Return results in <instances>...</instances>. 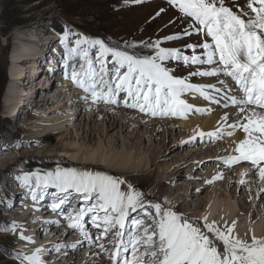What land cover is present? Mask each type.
Masks as SVG:
<instances>
[{"label": "snow or ice", "instance_id": "snow-or-ice-1", "mask_svg": "<svg viewBox=\"0 0 264 264\" xmlns=\"http://www.w3.org/2000/svg\"><path fill=\"white\" fill-rule=\"evenodd\" d=\"M168 3L188 22V27L183 33L164 39L175 40L193 34L205 37L203 43L184 46L193 50L191 56L184 55L177 48H162L160 41L146 45L153 48L155 54L144 57L110 47L99 39H77L76 47L69 48L66 43L68 33L65 32L61 43L72 61L65 67L72 68L70 78L73 84L90 93L94 103L102 101L117 105L119 94L126 93V107L152 116L185 118L194 109L192 104L181 98L186 92L197 93L217 105L223 100L224 108L234 106L236 109L232 113L235 117L233 123H227L231 117L225 112L215 131L205 133L195 130L188 141L181 143H190L197 136L218 138L222 127L229 129V136L240 129L244 135L235 145L236 155L222 159L228 165L249 162L252 168L258 169V176L264 181V0H246L243 7L237 5V10L227 6V0H168ZM81 45L89 47L82 48ZM94 46L99 48L95 62L89 57V48ZM196 49H202V52L197 54ZM109 54L114 64L111 70L104 59ZM77 57L82 62L78 70L74 67ZM167 60L196 65L197 70L190 72L189 77H212L216 83L191 84L189 77H176L171 69L164 66L163 62ZM125 68L126 71L122 72ZM110 71L115 75L110 77ZM194 110L211 111L203 108ZM245 174L242 172L241 176ZM33 178L37 189L46 191L52 186L58 194H63H54L59 202L52 204L53 211L68 203V197L73 193L84 200L96 201L90 207L74 209L65 219L69 228L79 230L89 242H92V236L84 228L85 215H91L92 225L101 230L98 240L112 235L111 250L103 243L98 245L111 264H264V237L252 235L250 241L238 238L233 235L235 221L222 231L215 222L208 223L205 216L200 218L204 220L201 227L197 226L198 221L190 222L181 214L168 208L162 209L159 203H154L151 206L156 214L151 225L141 228L143 221L133 220L132 226L126 227L130 213L143 209L144 204L143 194L131 184L127 192L121 190V185L125 183L123 179L100 172L59 167L43 175L33 172L18 177L25 186H30ZM220 178L219 174L213 177ZM240 183L245 181L241 179ZM30 191L36 199V191L31 187ZM47 223L57 224L59 221ZM21 239L30 241L32 238L21 234ZM216 241L222 242V252ZM72 247L75 248L76 244ZM41 251L37 248L31 255L23 256L21 264H44Z\"/></svg>", "mask_w": 264, "mask_h": 264}, {"label": "rangeland", "instance_id": "rangeland-1", "mask_svg": "<svg viewBox=\"0 0 264 264\" xmlns=\"http://www.w3.org/2000/svg\"><path fill=\"white\" fill-rule=\"evenodd\" d=\"M242 1H245V5L246 0H236L235 3H232L231 0H227V6L232 7L233 10H237V5L241 7ZM157 13H159V15H157ZM187 27L188 22L180 16L175 8L168 5L167 0H0V264H21L23 256H27L24 254L25 249H21L20 247L21 236L15 234L18 229L9 220L11 219L9 218L10 215H16L17 208L22 205L20 201L21 195H17V198L14 199L16 196L14 195L16 193L14 188L22 183L20 179L17 180V176H23L26 172H37L41 174L54 171L57 167L65 168L67 165H70L68 162L71 161V159H76L74 162L77 161L78 165L83 166V164H79V162H82V159H79V155L83 153V149H88V151L92 153H97L96 155L94 154L95 157L99 156L100 153L107 154L105 148L107 140L97 138L96 135H94L90 141H85L83 139L85 130L89 125H94L96 129H99V124L102 121L101 117H99L100 119L97 118V120L94 119L92 122L89 121L88 116L92 111L91 105L95 108L98 107L101 111L108 110L109 108L111 109V106L113 109H127L122 102V99L125 97L124 94L126 93L119 94L118 99L120 102L117 105L106 104L102 101L94 103L90 93L84 92L82 88L73 84L70 78L72 68L65 67L66 63L71 65L72 61L69 60L65 54V46L61 43V37L64 36L65 32L68 33L66 43L69 48L76 47L75 42L77 39H99L110 47H118L121 51H127L129 54L144 57L153 56L155 54V50L151 47H146V45H151L156 41H160V47L162 48H177L180 49L184 55H192L193 50L185 48L184 46L190 43H201L202 34L181 36L180 39L175 40L164 39L167 36L183 33L184 29ZM209 39L210 38H208V40ZM38 41L39 43L36 45ZM47 41L50 42L48 43ZM44 42H47L52 50V54L49 55L47 52H44L47 56L43 61H39L36 59L37 55L33 57V54H37V46L43 51L42 48L46 46ZM81 47L84 48L89 46L81 45ZM98 51V46L89 48V57L94 62ZM199 52H202V49H196V53L199 54ZM19 53L29 55L28 57H30V60L25 61L23 66L16 67L14 66L15 56ZM50 56L55 57L54 61L56 62V68L51 70L48 75L50 79H46V81H44L45 84L42 85L44 79L42 75L47 74L46 71H43V68L50 65V58H48ZM104 59L107 62V67L111 70L114 67L111 55L109 54ZM81 63L82 62L77 57L74 67L78 70ZM163 63L165 67L172 70V74L176 77H189V73L194 72L191 67L194 65H186L182 61L167 60ZM95 66L97 68L99 67L98 64H95ZM189 67H191V69H189ZM21 71H23L22 73L24 75L29 76L28 79L31 78L32 80H36L39 85H37L36 82L30 84L28 81L29 85L27 87L23 88L22 86L20 91L15 89V92H13L10 80L14 77L13 75L16 72ZM123 71H126V68L122 69V72ZM66 72L68 75H66ZM114 75L115 73L110 71V77ZM194 80H196V78L192 76L189 77L188 82ZM63 87H68L70 91H74L76 96L78 95L77 99L80 97L81 100H84V97H86V99L89 100V105L87 103L85 104L84 101L83 103L86 107L78 111L77 105H75L77 99L72 97L74 92L71 95L67 93L64 96L51 97ZM31 90H33V92H30ZM41 92L46 93V99L48 98L44 104L41 105L39 103L35 106L26 102L21 108L22 110L18 111L22 105L19 101L21 97L31 94L37 95L36 98H40ZM13 95L16 97V100L14 99L11 102L10 99L13 98ZM193 95L197 94L186 92L182 94L181 98L188 103V101H190L189 97ZM66 99H68V101H66ZM198 100L199 99L194 101V103L190 102L189 104H192L194 109L196 107L198 108V106L195 105ZM8 104L14 105L8 108ZM194 109L186 114L184 120H187L188 114L196 112ZM132 110L128 108L126 110V112H128L127 114L134 115L140 113L147 119L149 115L152 116L151 114ZM200 113L204 114V112ZM146 118L143 119L146 120ZM38 119L42 122H33ZM173 119L183 118L175 117ZM110 121L111 120H109V122ZM63 127L68 128L66 134L58 133L54 135L57 129L60 128L61 130ZM118 130L119 126L113 131L115 132ZM195 130L182 129L181 126L172 127L170 124L168 126L169 132H167L166 135H163L161 131V134L158 132L155 135L152 133L151 129L149 131L145 130V124H142L140 128L135 125L132 129L134 132L139 131L140 133H145V143L151 140L153 142L151 147L155 144L154 150L158 151V154H163V156L166 157L158 161V163L162 164L163 169L166 167L178 169V165L183 163L179 170H182V177L185 179H181L179 183L183 185L187 184L188 189L193 192L200 187L202 188L206 184V181H209L213 177V173H210V171L216 170V167L220 164L221 167H219L223 170L222 174L226 175H222L221 179L215 180V183L211 179V183L208 184L209 186L204 193L200 197L194 198L199 200L203 197H205V199L208 197L209 200L207 201L204 199L203 204L201 203L196 212L199 211V213H202L205 211L206 214L210 212L209 214L212 218L218 215L217 217L220 219H227V217H225L228 216L226 207H236L237 209L236 200L231 201L233 196H230L228 199L224 193L219 195V192H215V186L224 178L228 176L231 177L232 174L230 173H233L224 168L221 161L222 158L228 157V155L231 154L230 152L228 153L227 150L231 151L235 147L234 142L230 139L231 136L227 134L219 138H209L205 135L204 138H199L200 141L195 139L190 143H181V141H188L189 138L195 134ZM199 131H202V129ZM204 132L206 133L207 131ZM124 133L125 132H123V134ZM44 135H48L49 138H43ZM154 135L155 137L153 138ZM115 136L118 139L119 134H115ZM58 140H61V143L66 148H59V144H56ZM118 144H120V142H118ZM210 144H212V146L208 147L213 148L212 150L206 148V146ZM193 149L196 150L193 151ZM141 152H143V150H141ZM143 153L146 154V151ZM140 157L143 159V156ZM93 162H95V160H93ZM233 168L234 167H231V169ZM115 175L123 179L127 186L131 184L127 175ZM21 186L22 185L18 187ZM223 189L225 188H222L220 193L225 192ZM243 190L244 189H241L240 192L245 193L246 191ZM138 191L143 194L142 203H149L151 201L164 204L179 214L184 215L186 218L190 217L189 219H191L189 214L192 213V216L195 214L192 218L196 219L194 222L198 221L200 225L204 224V221L200 219L202 216L199 218V215L197 216L195 211L191 209L184 210L174 202H172V204L169 203L167 199L165 203L164 200L156 201L152 195L149 196L146 193L143 186H141L140 189L138 187ZM53 194H55V192H53ZM215 196L216 198H214ZM235 197H237V195H235ZM243 197L248 205H253V202L256 201L252 200V192H248V195ZM69 201L71 202L73 200ZM86 202L85 204H88L89 207L90 204L96 203L95 200H92L93 203H90L91 201ZM69 203H66L64 207H68ZM211 203L220 205L218 207L216 206V208L211 211L209 208ZM222 208L226 211L223 212ZM150 210L151 208L145 206L144 212L139 214L140 216L142 215V218L147 220V216L152 217ZM220 210L222 211V213L220 212L221 214H219ZM253 212L256 215L257 209H254V211L250 210V213L249 211L247 213L242 212L239 217L241 219H246L247 214H252ZM22 215L24 214L22 213ZM254 218H256V216H254ZM39 221H41V219H39ZM207 222L210 223L209 220H207ZM225 222H227V220ZM41 223L44 225L43 222ZM58 224L59 223L56 224L57 227L59 226ZM236 225L237 224H235V226ZM97 230L98 229H95L93 235L98 234ZM47 231H49V229H46V232ZM247 231L246 229L244 233H237L234 227L233 233L238 236L240 235L239 237L242 240L250 241L253 234L250 235ZM73 234L74 232L69 230L66 234L60 235L59 233L53 236L52 239L58 240L64 244L71 239ZM51 235H53V233H49L48 235L44 234L40 241L43 240V238H50ZM255 236L257 237L258 235ZM262 236L263 234H260L258 238ZM36 238L39 239V236L37 235ZM219 243L222 252L223 245L222 242ZM25 264H27V262H25Z\"/></svg>", "mask_w": 264, "mask_h": 264}, {"label": "bare ground", "instance_id": "bare-ground-1", "mask_svg": "<svg viewBox=\"0 0 264 264\" xmlns=\"http://www.w3.org/2000/svg\"><path fill=\"white\" fill-rule=\"evenodd\" d=\"M244 3H245V1L241 2V4H242L241 7L244 6ZM39 41L36 42V45L39 43ZM47 42H44L46 44V46H44L42 48L43 51H41L39 49L40 47L37 46L38 47L37 51H36L37 54H33V57H34V55H37L36 59L39 61H43L44 58L47 56V55H45L44 52H47V54H49V55L52 54V52H51L52 50L50 49ZM200 53L201 52H199V54ZM28 56L29 55L22 54V53L17 54V56H15L14 66H16V67L23 66L25 61L30 60L29 59L30 57H28ZM48 58H50L49 59V63H50L49 66L50 67L46 66L43 68V71H46L47 74L42 75V78H44L42 85L45 84L44 81H46V79L47 80L50 79V77H48V75L51 72V70L53 68H56L55 67L56 62L54 61L55 57L50 56ZM191 67L194 70V72L197 70L196 65L191 66ZM191 67H189V69H191ZM22 72L23 71L16 72L13 75L14 77H12L10 80V82L12 84L13 92H15V89L20 91V88L22 86H23V88L27 87L29 85L28 81L30 82V84L36 82V80H32L31 78L28 79L29 76L24 75ZM194 77L196 78V80L193 82V84H214V83H216L215 78H212V77H200V76H194ZM54 78H56V77H54ZM221 79H224V77L221 76ZM36 83H35V85H36ZM37 85H39V83H37ZM30 92H33V90H31ZM50 92H48V93H50ZM73 92L70 91V89L68 87H63L58 92H56V94L52 95L51 97H53V96L60 97L62 95L64 96L67 93H70V95H71ZM48 95H50V94H48ZM26 96L21 97V99H19V101H20V103H22V105L20 106L18 111L22 110L21 108L23 107V105L26 102L36 106L39 103L41 105L44 104L45 101L48 99V98L46 99V93H44V92H41L40 98H36L37 95H31V94L28 95L27 97ZM77 96H76L75 92L72 94L73 98L77 99ZM217 98L220 99L221 97L218 95ZM14 99L16 100V97H14V95H13V98L10 99L11 102ZM197 99H199V100L196 102V104H195L196 106H198L199 108H203V109H211V111H204V114H201L200 112L196 111V112H193L191 114H188L187 118H186L187 120H184V118H183V119H173L171 121H168L170 119L167 120V118H164V117H162V118L158 117V118H152V119L148 118L147 119L145 116H143L140 113L134 114V115L131 113L132 115H129V114H127L128 112H126V110L129 107H126L125 104H123V105L127 108L126 110H124V108L123 109H118V108L113 109L111 106V109L109 108L108 110L106 109L104 111H101L100 109H98V107L95 108L91 105L92 111L88 116L89 121L92 122L94 119L97 120V118H99V117H101L102 121L99 124V129H96L94 125H92V126L89 125L87 127V129L85 130V136H83V139L85 141H90V140H92V137H94V135H96L97 138L107 140V142L105 143V148H106L107 154L100 153L99 156L95 157L94 154L96 155L97 153H94V152L92 153V152L88 151V149L87 150L83 149V153L81 155H79L80 156L79 159H82V162H79V164H83V166L78 165L77 161L74 162V160H76V159H74V160L71 159V161L68 162V164H70V165H67V167H65V166L64 167L65 168H75L77 171H81V172L88 171V172H93V173H96V172L105 173V174L111 175L113 177H116L115 174H117V175L125 174V175H127V178L129 179L132 186L137 191H138V187L140 189V187L143 186L146 190V193L149 196L152 195L153 198L156 199V201L164 200V203H165V201L167 199V201H169V203L172 204V202H174V203H176V205L183 208L184 210H188V209L190 210L191 209V210L196 212L197 209H199L198 207L201 205V203L203 204L205 197H203L199 200H197L195 198L200 197L204 193V191L209 186L208 185L209 183H206L202 188L200 187L199 189L195 190V192L189 190L187 184L183 185V184L179 183V181H181V179H185L182 177V170H179V168L183 165V163L178 165V169H174L173 167L172 168L166 167L163 169L162 164L158 163V161H160L166 157H164L163 154H158V151L154 150L155 144L153 145V147H151V145L153 144V142L151 140L148 143H145V137H144L145 133H143V132L140 133L139 131L134 132V131H132V129L135 125L138 128H140V126L142 124H145V130L146 131H149L151 129L152 133H154L155 135L158 132L160 133V131L163 133V135H166L167 132H169L168 126L171 124L172 127L181 126L182 129H189L191 131L195 130V129H199V130L202 129L203 132L207 131L206 133H208V132H213L217 129V126H218L217 122L220 120V117L225 114V112L229 113V115L231 117L227 121L228 124L233 123V121L235 120V117L232 116V113H234L236 111L234 106L224 108L223 107V103H224L223 100L221 101L220 105H217L214 102H213V104H207L206 100H204L202 98H198L197 96H195L193 98L190 97L189 98L190 101H188V100L187 101H188V103H190V102L194 103V101H196ZM66 101H68V99H66ZM84 101H85V104L86 103L88 104V102H89V100H87L86 98L84 100H81L80 97L77 99V103H75V105H77L78 111H80L81 108L86 107L83 103ZM12 105H14V104H10V105L8 104L7 107L9 108ZM18 105H19V103H18ZM130 110H132V108H130ZM198 116H201V117H198ZM67 118H70V117H67ZM143 118H146V120ZM109 120H111V121L109 122ZM33 122L34 123H41L42 121L40 119H38V120H35ZM117 126H119V130L114 132L113 130ZM67 130H68V128H66V127H63L61 130L59 128V129H57V132H55L56 134H54V135H57L58 133H65L66 134ZM228 131H229V129H227L226 127H222L220 129V134L218 135V138L220 136L227 135ZM123 132H125V133L123 134ZM115 134H119L118 139L116 138ZM155 135L153 136V138L155 137ZM243 135L244 134H243L242 130L237 129L234 131L233 135H231L230 139L234 142V145H236V143H238L239 140L243 138ZM43 138H49V137H48V135H44ZM199 138L200 137L197 136L196 140L200 141ZM118 142H120V144H118ZM56 144H59V148L60 147L62 149L66 148L61 143V140L56 141ZM208 146H212V144L207 145L206 148L208 150L213 149V148L208 147ZM234 149H235V147L231 151L227 150L228 153L229 152L231 153L228 156L236 155ZM141 150H143V152L146 151V154L141 152ZM195 150L196 149H193V151H195ZM198 150H199V148H198ZM140 156H143V159ZM93 160H95V162H93ZM221 162L223 163L224 168L232 171L233 173H230V174H232L231 177L228 176L229 175L228 174L227 175L228 177H226L224 179L222 178L223 180L216 184V186H215L216 191L215 192H219V195H222V193H224L225 196H227L226 198H228V199L230 196L231 197L233 196V199L231 201L236 200L238 208L236 209V207L230 208L229 206H227V207L225 206L227 208V211L223 210V208H222L223 212L224 211L228 212V216H225V217H227V219L226 218L220 219L219 217H217L218 215H215L212 218L211 215L209 214L210 212L208 214H206L205 211L202 213L201 212L199 213V211L196 212L197 216L199 215V218L201 216L202 217L206 216L207 220H209L210 223L215 222V225L217 227H219L220 229H224L222 231H226L227 226L232 225V222L235 221V224H237L235 226L237 233H244L247 229L248 230L247 233H249L250 235L251 234L258 235L257 237H259L260 234H263L262 237H264V191H262V190H264V181H261V179L259 178L258 169L252 168V166L249 162H243L242 161L239 163H234L233 165H235V166L233 169H231L232 164L231 165L225 164L223 159ZM219 166H220V164H219ZM219 166L216 167V170L210 171V173H213V175H212L213 177L218 175V174L220 176L226 175V174L225 175L222 174L223 170L220 169L221 166L220 167ZM162 169H163V171H162ZM249 169H251V170L248 171ZM53 170H54V168H53ZM242 172H246V174L244 176H241ZM43 174L44 173H41V175H43ZM18 177H21V176H17V180H19ZM213 177L211 179L215 183V180H217V179H213ZM116 178H118V177H116ZM211 179L209 181H211ZM241 179H243L245 181V183L241 184L240 183ZM34 181H35V178L32 179L30 186H25L22 182V183H20V185H22L21 187H18V186H20V185H18L17 187L14 188V190L16 191V193L14 194V195H16L14 197V199L17 198V195H21L22 196L21 197L22 203L23 204L25 203L28 206H30V207L26 208L23 205H20V207L17 208L16 215H10V217H9V218H11V219H9L10 222L12 224H14L16 226V228L18 229V231L15 234L20 235V236H21V234H23V236H25V237H31L32 238L29 241L26 239H21V237H20L21 249H25V252L27 249L29 251V253L31 251L34 252V250L37 248L42 249V251L40 253V257L44 261V264H75V263H77V264H111V260L109 259V257L107 255H105L104 252L100 251L98 245L100 243H103V244H105L107 249L111 250L112 249L111 245H113L112 235H109L106 238V240L98 242V243H94V238H96L97 236L91 235L92 236V242H89L83 238L80 239L79 235H76L77 232H75L73 234V236L71 237V239L64 244L59 242L58 240L52 239L53 236H56L59 233H60V235L66 234V232H68L70 229H69L67 224L62 223V222L58 224L59 225L58 227L56 224L47 223L49 221V219H51V218H53V216H55L51 213H56V211L49 209V207L46 206L47 202H45V200H51L54 197L53 192H54V190L56 191V189L52 186H49L46 191H41L40 189L36 188ZM30 187L36 191V199H33L32 194L30 195V193L32 192V191H30ZM212 187H213V185H212ZM231 187H233V188H231ZM220 188L221 189L225 188V189H223V190H225V192L220 193V190H221ZM241 189H244L243 191H246V192L245 193L240 192ZM121 190L127 192L128 186L125 183L122 184ZM248 192H252V194H253L252 200L253 201L256 200L255 202H253V205H248V203L245 202V198L243 197V196L248 195ZM57 195H63V194L57 193ZM235 195H237V197L239 199L237 197H235ZM171 197H173V198H171ZM214 198H216V196ZM53 200H54V203L59 202L58 199L54 198ZM69 200H73V201L70 202ZM205 200L209 201L208 197ZM34 201H35V203H37V201H38V204L37 205L34 204L33 203ZM68 201L70 202V203L68 202L69 206L64 207L65 205H63L61 208H64L65 210H69L70 207H72L74 204H76L75 201H78L79 204L77 205L76 208H73V210L78 209L80 206L84 207L83 204L87 203L86 201H90V200H84L82 197L73 193L72 196L68 197ZM13 202H14V200H13ZM91 203H93L92 200H91ZM150 203L154 204V203H158V202H151L150 201L149 203L148 202L143 203V204H147V205H144V208H145V206L148 208H151L150 211L152 213V217L146 215L148 221L145 220L144 218H142L141 217L142 215L140 216V214H139V213L144 212V208L143 209L138 208L135 212L130 213L131 219L143 221L142 228L151 225L153 218L155 217V214H156L155 209L151 206L152 204H150ZM171 204H169V205H171ZM216 204H217V202H216ZM216 204L211 203L209 205L210 206L209 208L211 211H213L216 208V206L218 207L220 205V204L219 205H216ZM223 204H225V203H223ZM160 205L162 206V209L163 208L171 209L170 207H168L164 204H160ZM90 206H91V204H90ZM254 209L255 210L257 209V214L255 215L254 212L252 214H249L250 210L254 211ZM65 210L62 212L63 214H64ZM73 210H72V212H73ZM171 210L175 211L173 209H171ZM58 211H59V209H58ZM222 211L220 210L219 214H221ZM248 211H249V213L247 214L246 219H244V218L241 219L239 217L242 212L247 213ZM22 213L24 215H22ZM66 213H68V211ZM151 213H149V214H151ZM255 213H256V211H255ZM194 215L192 216V213L189 214V216H191V219L194 217ZM212 215H213V213H212ZM182 216H184V215H182ZM254 216H256V218H254ZM244 217H245V215H244ZM58 218H59V220H61V217L58 216ZM39 219H41V221H39ZM90 219H91V216L87 215L86 218L83 220V224H86L85 222H88L87 220H90ZM191 219H189L190 222L196 223V222H194V221H196V219H192V220ZM226 220H227V222H225ZM41 222H43L44 225ZM63 222H64V220H63ZM89 222L91 223V221H89ZM127 225H130V221H127ZM197 226H202V225H200V223L198 222ZM46 229H49V231L46 232ZM100 231L101 230H99L98 234H100ZM49 233H53V235H51L50 238H45V239L43 238V240L40 241V239L42 238V236L44 234L48 235ZM17 235H16V237H17ZM37 235L39 236V239L36 238ZM233 235L240 238L239 237L240 235L238 236L234 233H233ZM45 237H47V236H45ZM241 237H242V235H241ZM34 238H36V239H34ZM77 241H80L81 243L77 244ZM73 244H76L75 248L72 247ZM57 245H60L61 247L57 248ZM216 245L219 248V250L221 251L220 243L216 241ZM141 250H143L142 245H141Z\"/></svg>", "mask_w": 264, "mask_h": 264}]
</instances>
